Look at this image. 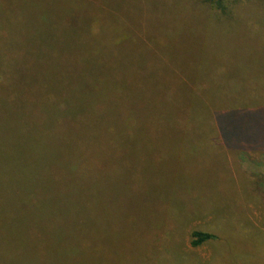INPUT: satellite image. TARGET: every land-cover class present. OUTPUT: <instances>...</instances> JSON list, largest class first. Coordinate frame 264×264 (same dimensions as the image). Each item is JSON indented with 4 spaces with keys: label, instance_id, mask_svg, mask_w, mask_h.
Wrapping results in <instances>:
<instances>
[{
    "label": "rangeland",
    "instance_id": "1",
    "mask_svg": "<svg viewBox=\"0 0 264 264\" xmlns=\"http://www.w3.org/2000/svg\"><path fill=\"white\" fill-rule=\"evenodd\" d=\"M203 3L0 0V73L15 78L0 79V183L37 184L30 197L0 191V209L20 207L5 220L33 222L0 227V262L118 264L126 242L128 264H141L136 249L159 240L179 264H213V242L190 245L208 220L223 223L222 249L238 241L244 252L240 223L264 235V154L230 164L212 116L264 108V0H223L224 11L209 4L216 27ZM51 101L59 112L43 118ZM86 168L95 173L89 191ZM54 182H72L76 195L59 198ZM40 198L66 203L47 205L55 227H39L30 212ZM124 209L135 223L158 218L167 232L159 238L150 221L118 227Z\"/></svg>",
    "mask_w": 264,
    "mask_h": 264
},
{
    "label": "trees",
    "instance_id": "2",
    "mask_svg": "<svg viewBox=\"0 0 264 264\" xmlns=\"http://www.w3.org/2000/svg\"><path fill=\"white\" fill-rule=\"evenodd\" d=\"M223 0H204L203 5H201L202 9L201 11L209 17V24H212L213 27H216L217 24L215 22H212V19H219L217 17L218 12L215 11H209V4L212 6H216L218 8H222L223 11L225 10V6L222 3ZM207 4V5H206ZM216 4V5H215ZM143 5L137 6L139 10H141V7ZM10 78V76H7L6 73L1 72L0 73V79L2 78ZM92 83H98L96 77H89ZM15 82V78L11 79ZM46 100L47 97L45 96ZM45 103L44 101H42ZM48 108L44 109L43 118H54L56 116V113L59 112V106L55 104V107H53V102H47ZM49 112V114H47ZM213 116V128L217 130L218 137L215 140V143L218 147L225 150L227 153V159L229 163L231 164V160L236 161L239 165L238 157L241 154L252 156L251 154H264V108L253 107L251 109L250 106L245 107H233L228 109H219V111H214L212 113ZM240 167V165H239ZM72 172H75L74 167L71 168ZM80 175L83 176V178L89 180V184L91 186V189L93 190L95 188V183L92 181V179L95 177V173L93 170H90L86 168L84 171H80ZM249 175V174H247ZM256 178L255 175H249ZM259 179L257 178V182L253 181L250 185V193L255 195L254 193H257L255 190H252V185H256L258 183ZM10 187H6L3 183H0V191L4 194L9 196L18 195L22 191L25 190V192L28 194V197L30 195L32 196L34 193V189L36 187L35 182L27 181L25 183H22L21 186H18L16 184L9 183ZM54 185L58 197L61 198L66 195H76L77 193L76 189L72 188L70 185H72V182H68L67 184L64 182H54L51 183ZM49 185L50 187L52 185ZM62 185H65L63 187ZM27 194L24 196V198H27ZM260 195V193H258ZM262 196V195H261ZM23 198V201H24ZM40 207L38 209H33L32 214L37 215L35 217H38L42 219L39 225V227H55L54 224L51 222V216L48 215L47 205L55 202L58 205H62L64 208H66V203H62L61 200H51L49 198H40ZM24 203L25 202H21ZM20 209V207H19ZM19 209L14 206L10 207L6 204H4L3 209H0V227H31L33 222H30L28 220V215L24 216L25 214H22L19 216V221H22L24 218V224H18L16 223V220L9 221L5 220V215H13V213L19 212ZM29 212V211H28ZM61 212V211H60ZM60 212H56V214H60ZM74 214H70L71 212L66 211L65 220L73 221L75 219L78 210L73 209ZM9 213V214H6ZM22 213H26L22 211ZM70 214V215H68ZM16 216V215H15ZM205 216H196V217H184L179 221V224L177 227H174V230L179 233L180 228L184 227L186 224L193 220H202L201 218ZM34 217V218H35ZM44 218V219H43ZM3 219V220H2ZM137 220V219H136ZM147 221H150L151 227H153L158 234L159 238L160 235H163L166 233V228L163 229V223H160V220L156 217L147 216V219L145 222H143V218H140L137 220V222L142 226ZM135 223L133 220V217L131 213H126L125 215V209L123 210L121 217L118 221V227H132V224H138ZM223 223L219 222L218 220L209 221L204 223L200 227H204L203 229H195L192 230L190 237V245L193 247H198L200 245H203L207 242H213V245L215 247L214 254L219 255V257L216 258L215 261H213V264H257L256 260H259L261 262H264V235L259 234V230L263 232L261 229L254 226V224H243L240 223L237 225V227H242L244 230L243 237H246L249 239V242L246 244L244 248V252L242 253V243L241 242H235L231 245L228 249H226L223 246H220L219 242H223V239L226 235H224L222 231ZM255 227V228H254ZM226 239V238H225ZM121 243L126 242H118V250L117 255L119 257V263L118 264H128L129 262V254H130V246H120ZM170 248L173 252H177L175 249L172 248V245L169 244ZM217 245V246H216ZM139 247V246H138ZM60 248H58L59 250ZM69 248L65 251V254L67 255ZM137 253H140L141 256L134 261L137 262L140 258H143V261L141 264H179L176 260H171V253L170 250H165L162 245L159 244V240L151 241L149 242L148 246L140 245L138 249H136ZM223 254V258H220V254ZM178 253V252H177ZM182 256H185L186 259H190V256L193 255H185L182 253H179ZM176 255V254H175ZM226 256H229L230 259L226 258ZM96 258L95 256H93ZM194 257V256H193ZM196 258V257H195ZM0 264H21V263H12V261L7 262H0ZM26 264H97L95 261H75V262H69L66 259H59L56 262H30ZM203 264H211L209 262H204Z\"/></svg>",
    "mask_w": 264,
    "mask_h": 264
}]
</instances>
